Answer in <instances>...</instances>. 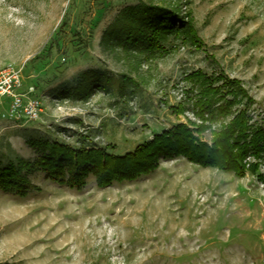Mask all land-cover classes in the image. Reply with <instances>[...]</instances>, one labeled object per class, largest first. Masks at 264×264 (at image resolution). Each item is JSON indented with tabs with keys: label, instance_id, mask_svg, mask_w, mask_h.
<instances>
[{
	"label": "rangeland",
	"instance_id": "obj_1",
	"mask_svg": "<svg viewBox=\"0 0 264 264\" xmlns=\"http://www.w3.org/2000/svg\"><path fill=\"white\" fill-rule=\"evenodd\" d=\"M148 3L176 12L196 44L171 37L157 57L111 44L121 12ZM8 67L42 108L21 124L0 119V156L26 164L39 158L33 140L121 156L177 123L200 125L185 81L197 70L238 80L264 122V0H0ZM92 74L109 80L66 93ZM227 120L194 135L209 144ZM244 162L257 173L159 157L147 175L99 187L89 173L79 188L24 169V195L0 187V264H264V158Z\"/></svg>",
	"mask_w": 264,
	"mask_h": 264
},
{
	"label": "trees",
	"instance_id": "obj_2",
	"mask_svg": "<svg viewBox=\"0 0 264 264\" xmlns=\"http://www.w3.org/2000/svg\"><path fill=\"white\" fill-rule=\"evenodd\" d=\"M107 37L111 44L125 48L131 46L139 54L151 57L164 54L171 37L185 44H196L195 31L190 24L176 12L150 3L124 9ZM93 74L84 78L76 76V86L66 93L75 96L80 91L79 87L92 88L96 85L100 88L104 81L107 83L109 80L107 75L100 74L102 80L98 81ZM185 81L190 85L186 94H189L191 111L202 120L200 125L190 128L177 123L121 156L109 154L103 148L68 150L64 144L33 140L30 145L35 146V153L39 155V160L36 159L33 164H26L10 149L5 158L0 156V187L9 191L14 189L15 193L24 195L22 187L27 185L23 180L24 169H40L51 180L78 188L86 175L92 173L97 185L105 187L153 172L159 157L176 156L186 157L203 168H216L237 177H243L246 172L257 173L256 162L247 164L244 161L248 156L259 161L264 158V122L254 120L250 111L254 102L240 82L222 73L207 75L198 70L187 73ZM73 88L78 90L71 92ZM205 120L211 123L227 120L210 131L212 138L209 144L194 135V132L207 130L203 124Z\"/></svg>",
	"mask_w": 264,
	"mask_h": 264
},
{
	"label": "built area",
	"instance_id": "obj_3",
	"mask_svg": "<svg viewBox=\"0 0 264 264\" xmlns=\"http://www.w3.org/2000/svg\"><path fill=\"white\" fill-rule=\"evenodd\" d=\"M32 92V87L24 90L20 70L13 67L0 70V119L17 124L38 119L41 103L31 97ZM3 99L8 100L5 108L1 107Z\"/></svg>",
	"mask_w": 264,
	"mask_h": 264
}]
</instances>
